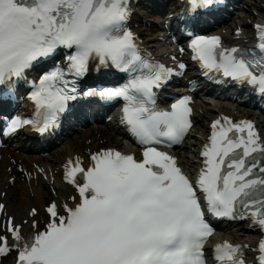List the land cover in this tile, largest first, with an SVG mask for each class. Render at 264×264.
I'll use <instances>...</instances> for the list:
<instances>
[{"label": "snow or ice", "instance_id": "obj_1", "mask_svg": "<svg viewBox=\"0 0 264 264\" xmlns=\"http://www.w3.org/2000/svg\"><path fill=\"white\" fill-rule=\"evenodd\" d=\"M213 2L188 0L193 11ZM130 15V0H0V86H6L7 95L34 65L64 55L63 66L44 72L32 86L34 117L12 118L5 134L25 125L42 134L54 128L77 98L76 80L96 62L128 78L85 95L122 99L121 123L144 148L142 160L101 150L87 169L69 160L65 180L79 193L76 205H65L64 214L57 204L48 205L44 229L34 220L29 234L9 217L4 230L10 238L0 234V256L15 250L17 264H206L204 249L213 229L205 212L228 219L250 216L264 231V142L252 123L227 118L212 123L195 183L155 147L179 144L192 126V110L188 97L170 110L156 107L154 89L174 73L141 54L127 26ZM257 31L258 54L224 49L217 36H194L192 59L205 74H220L264 94V27ZM30 215L35 217L36 210ZM243 247L216 244L213 259L244 264ZM258 251L257 264H264V240Z\"/></svg>", "mask_w": 264, "mask_h": 264}, {"label": "bare ground", "instance_id": "obj_2", "mask_svg": "<svg viewBox=\"0 0 264 264\" xmlns=\"http://www.w3.org/2000/svg\"><path fill=\"white\" fill-rule=\"evenodd\" d=\"M246 4L248 9L261 10L254 2L252 4ZM232 19L231 22L234 23L236 20ZM247 25L244 19H237L234 25V29L237 26L242 28ZM227 26V25H226ZM160 26H155L159 28ZM232 32H230L231 34ZM156 35H153L151 39L155 42ZM197 109L195 108L194 114V129L202 130L206 123V119L211 118L215 113V108L207 105L203 108V113L201 115L197 114ZM260 128L264 131V121L260 123ZM113 127L108 124H101L99 126L87 127L84 131L80 132L76 136H71L68 139L57 140V143H63V148L56 151H49L47 156H41L42 153H34L32 151H22L14 146V149L2 148L0 149V193H4L3 196L0 195V202L5 204L4 213L7 216H12L15 224L21 225V232H27L33 230L29 224L32 221H36L39 228L42 227L45 220L44 207L51 201H59L64 197V199H69L74 197V193L69 187L63 186L59 180V170L58 166L63 163L66 159L72 158L74 155L87 158L88 153L96 151L100 148L106 147H119L120 144L112 138ZM198 135V134H196ZM191 137V140L197 142V137ZM88 142V143H87ZM187 151L193 153L194 145L184 146L180 149L179 153L182 151ZM16 152V153H15ZM195 159V155L191 162ZM12 162L14 165L12 166ZM26 172L27 181L26 185L23 184V179L19 172ZM38 169H42L41 173H38ZM33 175L35 176L33 179ZM14 178L12 183L8 182L9 178ZM51 180V183H50ZM22 181V182H21ZM52 189L53 193L49 190ZM75 198V197H74ZM31 208H34L37 212L35 217L32 219L27 218V214ZM27 219V225L22 224V220ZM240 233L236 236H242V234L247 233V235H252L251 231L245 230L244 226L239 227ZM246 237V236H245ZM233 241H242L241 238H233ZM9 263L12 261L11 257L6 258Z\"/></svg>", "mask_w": 264, "mask_h": 264}, {"label": "rangeland", "instance_id": "obj_3", "mask_svg": "<svg viewBox=\"0 0 264 264\" xmlns=\"http://www.w3.org/2000/svg\"><path fill=\"white\" fill-rule=\"evenodd\" d=\"M252 2V0H242L240 3H239V5L240 6H242L243 7V10H241V11H237V13H235V14H232L231 15V19H234L235 17H237L238 15L240 16V18L242 19L243 17H245V19H248V21L249 22H251L252 20H254V19H256L257 18V12L256 11H253V13L251 14V12H252V10H248V8L245 6L246 4H244V3H251ZM246 7V8H245ZM255 14V15H254ZM239 18V19H240ZM228 25H231V21H230V19L228 20ZM61 148H63V145H62V143H57V145H55L53 148H52V150H54V151H56V150H60ZM51 150V151H52ZM186 155L190 158L191 157V155L190 154H188V153H186ZM247 235V234H246ZM244 237H245V235H243Z\"/></svg>", "mask_w": 264, "mask_h": 264}]
</instances>
